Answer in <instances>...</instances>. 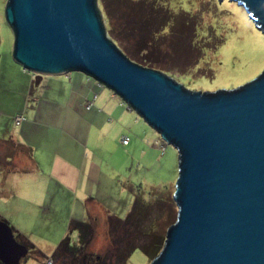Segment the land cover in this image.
<instances>
[{
  "label": "water",
  "instance_id": "water-1",
  "mask_svg": "<svg viewBox=\"0 0 264 264\" xmlns=\"http://www.w3.org/2000/svg\"><path fill=\"white\" fill-rule=\"evenodd\" d=\"M230 1L264 35V0ZM5 16L13 59L36 85L82 72L176 149V219L149 264H264V70L231 89L193 91L130 60L98 0H7ZM28 251L0 220V262L20 264Z\"/></svg>",
  "mask_w": 264,
  "mask_h": 264
},
{
  "label": "rangeland",
  "instance_id": "rangeland-1",
  "mask_svg": "<svg viewBox=\"0 0 264 264\" xmlns=\"http://www.w3.org/2000/svg\"><path fill=\"white\" fill-rule=\"evenodd\" d=\"M6 2L7 0H0V95L13 98V104L5 107L8 110L16 104L15 100L23 88L25 75L29 80H33L32 92L38 99L37 94L42 90V86L35 84L34 73L25 70L13 59L14 33L6 20ZM162 2L171 17L166 19L156 32V35H159L157 39L159 45L152 47V55H156L163 65L173 64V70H178L177 67L181 64L193 63V66L186 71L179 70L177 75H170L184 87L193 91L209 92L231 89L252 80L264 70V35L255 28L243 7L238 6L236 2L230 0H163ZM107 3L112 13L110 25L113 28V36L123 44L129 54L135 56L136 50L140 49V45L143 46L140 44L139 25L132 24L136 21V19L132 20V17L138 14L133 7L135 5L122 0H108ZM174 16H181L187 23L191 21L196 24L199 35L205 36L207 41V34L210 33L209 41L212 44L202 43L203 47L198 57H196V50L188 46L187 37L177 41L168 34L172 28ZM105 25L107 27L106 21ZM129 25L135 26L132 31ZM119 29L121 32L118 31ZM185 29H187L185 32L189 31L188 27ZM107 33H109L108 29ZM108 36L112 37L110 34ZM112 40L119 47L117 41ZM219 40L222 42L219 45L215 44ZM213 45L216 46L215 49ZM119 49L122 51L120 47ZM127 57L132 60L129 56ZM8 79L12 81L11 84H8ZM98 84L116 95L103 84ZM39 102L40 108L50 105L46 97H42ZM120 104H122L121 101ZM131 111L133 120L137 118L150 133L144 134L136 129H128L127 126L123 136L131 140L134 136H138L139 140L131 141L129 146L119 151L116 143L112 142L115 136L114 131L109 134L110 139L105 146L107 152L105 160L118 151L117 163H112V158L110 162H107L111 165L109 173L115 180L113 183L117 189L112 188V183L108 188H103L100 197L105 210L90 216L93 232L85 250L92 258L100 256L107 259L106 264L116 263L119 248H115L116 243L124 249L130 238L128 243L146 246L155 237L156 232L159 235H165L177 214L173 201L177 178V151L173 146L165 143L160 134L147 125L134 110ZM147 139L154 144L151 146L146 144ZM108 177L111 181L109 175ZM121 190L126 195L120 193ZM135 199L142 212L127 223L115 224L116 228L112 226L108 215L125 218ZM142 202L150 206L149 210L141 208ZM166 225L167 228L164 229ZM57 244L52 248L44 249L36 246L37 249L28 251L20 264H46L47 258L53 255ZM151 260L150 254L136 247L124 264H149ZM63 262H65L63 258H58L55 264H63Z\"/></svg>",
  "mask_w": 264,
  "mask_h": 264
},
{
  "label": "crops",
  "instance_id": "crops-1",
  "mask_svg": "<svg viewBox=\"0 0 264 264\" xmlns=\"http://www.w3.org/2000/svg\"><path fill=\"white\" fill-rule=\"evenodd\" d=\"M32 84L25 75L16 104L8 110L13 98L0 95V217L20 239L44 249L59 243L70 222L105 210L102 189L111 183L117 189L107 162L117 163L118 151L139 140L134 136L121 143L127 126L150 132L133 120L120 98L82 72L43 76L39 99ZM95 94L86 109L85 100ZM42 97L50 101L48 107H39ZM16 114L24 117L19 124ZM112 131L118 151L105 160ZM146 144L153 142L147 139Z\"/></svg>",
  "mask_w": 264,
  "mask_h": 264
},
{
  "label": "trees",
  "instance_id": "trees-1",
  "mask_svg": "<svg viewBox=\"0 0 264 264\" xmlns=\"http://www.w3.org/2000/svg\"><path fill=\"white\" fill-rule=\"evenodd\" d=\"M107 1L108 0H98V4L102 12L103 19L104 21L107 22V29L109 30L108 34H110V36L112 35V37L110 38L115 39L119 47L122 49V52L125 53L126 56H129L135 63L142 65L144 67H147V68H152L155 70L162 71L168 75H173V76L177 75L180 71H186L191 66H193V63L184 64V65L181 64L180 66L177 67L179 68L178 70H173L174 69L173 64L163 65V63H160L156 55L155 56L152 55V47H154V45L155 46L159 45L158 44L159 42L157 41L159 35H156V32L159 30V28L165 22V20L171 17L170 12L163 7L164 5V3L162 2L163 0H122V1H126L127 3H131L132 5H135L133 7L134 9L136 8L135 10L138 13L137 15H135L136 17H132V20L135 21L136 19V21L132 24L136 25L137 23L139 25L138 31L141 35L140 44H143V46L140 45L139 47L140 49L136 50L137 53H134L135 56L129 54L127 50L124 49L123 44L117 38L113 36L114 35L113 28L110 25V22L112 19L111 17L112 13L110 12ZM129 26H130L129 28L131 29V31L135 27V26L133 27V25L132 26L129 25ZM196 26L197 25L192 23L191 21L187 23L184 20V18L181 16L179 17L174 16L173 24L171 25L172 28L170 29V33L168 34L173 36V39L177 41L179 39H184V37L185 38L187 37L186 40L188 41L187 43L188 46L196 50V54H197L196 57H198L203 47L202 43H204V45H208L211 42L209 41L210 33L207 34V37H208V41H207L205 36L201 37L199 35ZM187 27L189 28L188 29L189 31L185 32V30H187L185 28ZM118 31L121 32V29H119ZM221 42L222 40H219V42L215 44L219 45ZM215 48L216 46L213 45V49ZM18 115H21L23 117L22 114H16L14 118H16ZM15 123L17 124L16 121ZM141 205L143 206L141 208L145 210L146 209L149 210L150 206L146 202L145 203L142 202ZM141 212H142V209L138 208L137 199H135L130 212L126 215L125 218L122 219L114 215H108V219L112 222V226H115V224H118L121 222L122 224L129 222L132 218L136 217L137 214ZM0 220L5 221L1 217H0ZM173 222L174 221L172 220L170 225ZM166 228H167V225L164 227V229ZM92 232H93V225H92L90 218L87 219L86 221L74 220L70 222L68 225L67 234L59 241V243L57 244L53 252V255L51 257H48L52 259V264H55L58 258L64 259L65 262H63V264H106L107 259L102 258L100 256H95L94 258H92L89 254H87V251L85 250L86 246L89 244V239L91 237ZM155 234H156L155 237H153L150 243L147 244L146 246H144L143 244L138 246V245H133L134 243L132 244L128 243V241H130V238L127 240L125 244L126 249L120 248V245L116 243L115 248L117 247L119 248H118L115 264H124L127 257L131 254L132 250L135 249L136 247L140 248L145 253L150 254L151 259H153L163 247L164 240H165V235H159L157 234V232ZM14 237L19 243L25 245L29 251L35 250V246L32 243H29V242L24 241L23 239H20V237L17 234H15V232H14ZM38 252L40 253V250H38ZM0 264L2 263L0 262Z\"/></svg>",
  "mask_w": 264,
  "mask_h": 264
},
{
  "label": "built area",
  "instance_id": "built-area-1",
  "mask_svg": "<svg viewBox=\"0 0 264 264\" xmlns=\"http://www.w3.org/2000/svg\"><path fill=\"white\" fill-rule=\"evenodd\" d=\"M95 98H96V95H94L93 98L90 99V100H85V104H84V105H85V107H86L87 109H89V108L93 105V102H94ZM121 102H122V105H124V106L126 107V109L131 110V109L129 108V106H127L122 100H121ZM22 119H23V117H22L21 115H18V116L15 118V121H16L17 124H18ZM128 141H129V138H128L127 136H122V138H121V143H123V144H127ZM46 264H52V259L48 258V259L46 260Z\"/></svg>",
  "mask_w": 264,
  "mask_h": 264
}]
</instances>
